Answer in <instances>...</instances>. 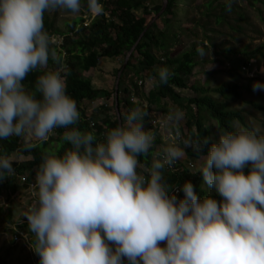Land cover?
<instances>
[{"label": "clouds", "instance_id": "9594fccd", "mask_svg": "<svg viewBox=\"0 0 264 264\" xmlns=\"http://www.w3.org/2000/svg\"><path fill=\"white\" fill-rule=\"evenodd\" d=\"M82 6L103 12L100 0H0V139L44 142L64 128L62 140L71 145L62 155L42 156L31 186L35 199L23 213L39 264H123L122 258L128 264H264V135L242 128L210 144L196 172L219 203L211 195L198 198L190 181L177 199L161 169L184 156L180 144H168L150 168L139 164L155 139L142 126L146 110H130L97 140L91 131L69 128L80 112L59 70L39 75L35 92L25 89L28 73L60 59L44 29L45 11L78 14ZM209 48L197 52L210 56ZM156 77L166 84L169 68H157ZM252 89L264 90V82ZM179 118L178 109L166 118L177 138ZM208 140L181 143L200 152ZM13 171L11 158L0 154V181Z\"/></svg>", "mask_w": 264, "mask_h": 264}, {"label": "trees", "instance_id": "16d2710c", "mask_svg": "<svg viewBox=\"0 0 264 264\" xmlns=\"http://www.w3.org/2000/svg\"><path fill=\"white\" fill-rule=\"evenodd\" d=\"M181 1L168 0V7L163 16L145 32L137 46L135 54L122 75V88H120L119 95L120 110L123 120L130 110L139 106L135 97L146 101L148 104L151 101L142 93L141 83L133 78L132 70L136 73H145L147 78L153 79L156 77V69L159 68V65L168 67L170 70L169 81L166 84H160L158 77H156L155 81L158 85L153 96L170 99L181 106L183 104L176 89L190 88L195 93V97L184 105L187 122L182 130L183 136L185 138L190 137L193 141H202L204 137L209 138L208 143L201 146L200 152L194 151L192 147H185L187 158L200 159L207 154L210 144L214 142L210 139L211 133L207 127L208 119L216 121L222 133L237 131L236 123H240L243 128L248 130H252V128L246 122L242 112L235 110L232 107V102L228 101V99L231 101L241 99L239 85L225 83L214 88H205L196 84L191 86L188 84V77L193 75L194 70L199 65L197 61L199 53L196 50L181 53L172 52L169 45L170 27L173 22L178 21V5ZM100 2L103 6V12L89 25H85V20L80 18L79 21L71 24L73 32L77 29L79 31L75 32L73 36L70 33L64 34V42L61 47L52 43L51 47L55 48L60 57L59 62H53L50 58L46 68L31 71L22 81L27 91L35 92V83L39 75L46 71L59 70L65 78L66 93L76 102L80 112L79 121L69 128L75 127L81 131H91L96 135L97 140L103 139L107 129L119 125L115 111V99L110 102L114 97L115 89L114 92H111L106 89L94 88L92 79L86 74L99 66L101 58L125 59L163 6V0H100ZM83 7L88 11L85 6ZM43 23L44 29L49 33L52 40L56 32L53 23L46 18V11L43 15ZM160 23L165 27L163 30L159 26ZM173 37V40L177 41L178 36L175 34ZM256 53L263 58L264 63V45H261ZM244 65L252 71L249 62L244 63ZM121 68L116 70V76ZM36 95L39 98V93ZM216 96H220L222 99H216ZM104 100L107 102L99 106L103 118L98 120L97 114L85 107L84 103L86 101ZM250 105L264 112V106L258 103L251 102ZM148 121L149 117L145 116L143 124H147ZM65 130L64 128L54 129L55 135L50 138V141H44L41 144H32L26 141L23 136L15 135L0 139V154L9 157L16 154L19 157L29 158L27 161L13 162L14 171L11 174H6L5 179L0 181V184L6 187L12 186L13 191L16 190L19 182H23L27 186L32 185L43 155H62L71 148L68 142L62 140V134ZM153 132L155 133L153 143L155 146H159L161 144L159 129L153 128ZM54 143L57 144V147L51 148ZM154 152H156V148L152 146L147 154L138 156L139 164L150 168L154 160ZM137 170L141 171L142 169L138 167ZM161 171L170 193L173 188L181 187L185 181H190L193 184L196 193L199 190L197 174L190 169L189 165L182 166L179 164L175 171L168 170L164 166ZM244 171L247 173L248 169L245 168ZM200 178L202 181L200 196L203 198L205 195H211L220 201L222 198L218 194H209L204 188L202 173H200ZM183 195L181 192L178 199H182ZM25 228H28L27 223L20 227L24 231ZM30 236L33 245L35 235L30 232ZM34 256L35 261L39 264L38 255L35 253Z\"/></svg>", "mask_w": 264, "mask_h": 264}, {"label": "rangeland", "instance_id": "374dc122", "mask_svg": "<svg viewBox=\"0 0 264 264\" xmlns=\"http://www.w3.org/2000/svg\"><path fill=\"white\" fill-rule=\"evenodd\" d=\"M226 0H182L178 5V21L173 22L170 27V50L181 53L188 50L203 48L207 53L208 48L210 56H200L197 61L199 65L194 70L193 75L188 77V84L204 86L205 88H214L221 84H236L240 86L241 99L229 100L235 110L241 111L246 118V122L252 130L258 135H264V112L259 111L250 105L251 102L264 106V90L253 91L252 85L256 81L264 82L263 58L256 53L261 45H264V0H230V9L226 7ZM89 16L93 21L97 14L86 11L82 6L80 13L71 14L65 11H46V18L54 26L55 35L52 37V43L60 42L64 34L74 33L71 28L73 22L80 18L85 20ZM90 20V21H91ZM89 21V22H90ZM88 22V23H89ZM163 30V24H159ZM177 35V41L173 40V35ZM135 54V53H134ZM125 59L101 58V62L96 69H93L86 76L92 79L94 88H108L114 92L117 76L116 70L121 68ZM249 62L252 67L254 77L246 73L243 69L244 63ZM137 64V61H136ZM159 67H162L159 65ZM249 68V67H248ZM250 69V68H249ZM133 78L139 81L142 93L150 98V104L146 101L136 98L139 108L147 110L149 121L142 124L146 130L153 131V128L159 129V138L161 144L154 152V159L163 158V149L170 143L180 144L184 148V156L176 161L182 166H188L193 172H196L198 166L203 163V158L189 159L185 155V147L181 143L183 136V127L187 122V115L184 109L190 99L195 97V93L190 89L176 91L179 93L181 103L170 99H163L153 96L157 88L155 79H149L145 73H136L131 71ZM122 88V85L120 86ZM216 99H222L216 96ZM115 99V94L112 102ZM107 101H86L85 107L90 108L97 114V119L103 118L99 106ZM116 107V106H115ZM178 109L180 118L178 129L180 137H176V126L171 122H166V118L173 110ZM116 111V108H115ZM207 127L210 130V139L216 141L220 131L217 122L208 119ZM236 130L243 127L236 123ZM245 129V128H243ZM55 133L50 134L51 138ZM24 139L32 144H41L34 137L23 136ZM57 144H52L51 148H56ZM12 162H23L29 158L19 157L13 154ZM198 177L199 190L198 198L202 188L200 172H196ZM13 178V176H11ZM33 183H35V178ZM204 188L209 194H217L209 188L204 182ZM35 199L32 195V187L19 182L16 190L12 186L0 184V264H37L34 251L30 250L29 243L24 242L31 238L28 228H25L26 239L17 243L15 238L18 236V229L21 225L27 223L23 213ZM218 201V200H217ZM219 203V201H218ZM23 230V229H21Z\"/></svg>", "mask_w": 264, "mask_h": 264}, {"label": "water", "instance_id": "95a60500", "mask_svg": "<svg viewBox=\"0 0 264 264\" xmlns=\"http://www.w3.org/2000/svg\"><path fill=\"white\" fill-rule=\"evenodd\" d=\"M167 7H168V0H163V6H162L161 11L153 18V20L151 21L149 26L146 28V30L140 36L139 40L136 42V44L133 46V48L128 52V54L125 58L124 64H123L121 70L119 71V73L117 75V81H116V85H115V103H116L115 108H116V114H117V117L119 120V125L123 122L122 114H121V110H120V100H119L122 75H123L124 71L126 70V68L128 67L129 62H130L132 56L134 55V53L137 49V46L139 45L140 41L142 40L145 32L163 16Z\"/></svg>", "mask_w": 264, "mask_h": 264}, {"label": "built area", "instance_id": "2783aa9c", "mask_svg": "<svg viewBox=\"0 0 264 264\" xmlns=\"http://www.w3.org/2000/svg\"><path fill=\"white\" fill-rule=\"evenodd\" d=\"M90 17L88 16H85V25H89L92 20L90 21ZM90 21V22H89ZM89 22V23H88ZM79 31V29H77L75 32ZM71 36L74 35V33H70ZM63 42H64V37L60 40V42H56L55 44L59 47H61L63 45ZM243 69L246 73H250L251 77L253 78L254 77V74L253 72L250 71V69L247 67V66H243ZM179 166V163L178 161H175L174 164H172L171 166L169 165H165V167L168 169V170H174L176 169V167ZM33 185V184H32ZM30 185V187L32 186ZM181 187H175L172 189L171 193H174L176 196H177V199H178V196L181 194ZM32 192L33 191V188H32ZM24 239H26V234L24 232V230H21V229H18V236L15 238V241L20 242V241H23ZM161 246L163 247L165 245V242H160ZM111 246V245H110ZM123 264H128V261L124 258L123 260Z\"/></svg>", "mask_w": 264, "mask_h": 264}, {"label": "crops", "instance_id": "0c3cea01", "mask_svg": "<svg viewBox=\"0 0 264 264\" xmlns=\"http://www.w3.org/2000/svg\"><path fill=\"white\" fill-rule=\"evenodd\" d=\"M98 15H99V14H98ZM98 15H97V16H98ZM97 16H96V17H97ZM94 19H95V18H94ZM100 62H101V59H100ZM92 83H93V82H92ZM96 89H97V88H96ZM98 89H106V90H109L108 88H98ZM109 91H110V90H109ZM47 141H50V138H49ZM33 184H34V183H33ZM32 195H34V192H32ZM30 237H31V236H30ZM24 242H27V245H28V243H29L30 246H33V245H32V237L29 238V239H26ZM29 249L32 250L31 247H29ZM33 253L35 254V252H33ZM122 262H123V258H122ZM37 264H38V263H37Z\"/></svg>", "mask_w": 264, "mask_h": 264}]
</instances>
